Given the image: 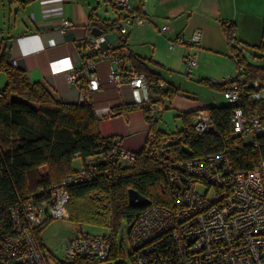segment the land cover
<instances>
[{"label":"trees","instance_id":"16d2710c","mask_svg":"<svg viewBox=\"0 0 264 264\" xmlns=\"http://www.w3.org/2000/svg\"><path fill=\"white\" fill-rule=\"evenodd\" d=\"M15 1L26 4L29 0ZM116 22L103 21V31L112 33ZM222 29L232 48L238 74L223 83L204 81L218 92H227L230 82L234 81L238 84L240 98L236 103L206 108L212 128L201 133L193 129L196 113L178 114L182 126L175 131L159 130L156 122H151L156 119L152 111L158 106L163 108L165 100L175 97L179 93L177 87L171 84L162 87L160 72L150 66L161 65L134 54L126 43V36H121L118 45H112L113 54L116 53L123 64L120 70L124 73L132 66L144 76L148 88L145 103L124 105L118 102L111 106L110 116L124 115L136 108L147 115L151 138L135 152L131 165L107 160L108 147L117 137L101 133L92 101L66 103L58 99L46 84L30 81L25 70L12 62L9 52L0 48V73L6 76V83L0 89V219L4 221L5 234L9 232L10 207L59 184L83 167L91 168L85 181L68 187L67 219L79 226L78 230L83 225L108 230L113 238L108 261L116 260L123 252L116 241L122 221L129 231L144 209L130 206V189L146 198L150 205L166 208L171 207L168 174L174 172L172 167L177 161L225 152L235 171L261 169L264 131L236 134L230 119L234 109L239 107L251 119H258L264 128V97L254 99L255 94L264 96V41L250 48L254 49L255 60L250 63L236 46L233 24L222 22ZM81 47L85 49V44ZM78 51L84 57L89 55L85 50L78 48ZM245 138L250 140L247 142ZM50 222L36 231L42 248L41 234ZM132 256L131 250L129 257L133 263ZM74 264H86V261L75 260Z\"/></svg>","mask_w":264,"mask_h":264},{"label":"built area","instance_id":"2783aa9c","mask_svg":"<svg viewBox=\"0 0 264 264\" xmlns=\"http://www.w3.org/2000/svg\"><path fill=\"white\" fill-rule=\"evenodd\" d=\"M51 3H61V0L42 2L43 6ZM109 4L126 13L114 25L119 35L126 36L129 24L144 25L143 9H133L129 0H111ZM72 25L63 20L59 32L65 37L70 34L72 41L84 42L88 52L102 60L112 58L116 68L108 75L109 84L121 89L127 82L133 92L141 93L135 103L147 102L148 88L144 76L132 66L123 73L119 68L121 60L116 53L113 54L112 45L103 35L88 39L84 32L71 34L76 31ZM169 31L167 25L160 29L162 34ZM201 36V31L195 30L188 37L178 36L170 40L168 47L196 46ZM79 57L89 69L93 67L82 52ZM184 62L188 74L196 66V56L188 55ZM69 68L67 81L79 89L80 72L72 64ZM99 87L98 80L91 78L87 90L95 92ZM225 93L229 103L239 101L236 82L231 81ZM262 97V94L254 95L255 100ZM79 101H83V96ZM95 113L100 118L109 117L111 106L95 109ZM230 121L236 134L252 135L264 131L258 119H251L239 107L234 109ZM211 128L207 109L198 110L193 129L201 133ZM146 138H151L148 132ZM135 152L126 149L116 138L109 145L106 158L131 165ZM173 165L174 172L168 174L171 207L149 205L141 210L129 228L133 263L264 264V165L250 172L235 171L225 152L185 159ZM91 170L83 167L75 174L67 175L59 184L42 189L9 208L8 234H5L4 221L0 219V264H48L36 231L48 221L68 218V187L85 181ZM112 249L113 238L109 234L85 233L80 228L76 236L65 243L64 254L68 260L101 264L108 261Z\"/></svg>","mask_w":264,"mask_h":264},{"label":"crops","instance_id":"0c3cea01","mask_svg":"<svg viewBox=\"0 0 264 264\" xmlns=\"http://www.w3.org/2000/svg\"><path fill=\"white\" fill-rule=\"evenodd\" d=\"M43 1L45 0H29L26 4H21L15 0H0L2 37L0 48L9 52L12 62L25 70L30 81L46 84L58 99L66 103L80 102L82 96V102L92 101L96 109L106 108L118 102L124 105L137 102L141 98V93L133 92L127 82L121 89L109 84L108 75L116 68L112 58L102 60L96 54L88 52L86 45L85 49L81 47L84 42L72 41L70 34L67 38L59 32L61 22L67 20L76 30L71 34L80 35L84 32L88 39L96 38L91 33L92 28L96 27L103 31V21H117L126 13L112 8L103 0H61V3L45 6L42 4ZM129 2L133 9H143L144 25L129 24L126 43L134 54L161 65L150 66L160 72L162 87L173 84L163 79L161 69L171 67L174 62L184 60L188 55L196 56L194 71L197 77H202L201 79L204 60L214 58L222 61L224 65L223 81L219 83L232 78L235 73L238 74L232 57V48L222 29V22L233 24L236 46L243 55L252 56L254 49L250 48L264 41V0H129ZM55 11L59 13H53ZM164 25L170 27L166 34L160 32ZM195 30H200L202 34L198 45L169 49L170 40L178 36L188 37ZM105 34L111 33L103 31L102 35ZM120 38L121 35L112 45H118ZM78 48L89 54L84 58L88 60V64H92L91 69L79 57ZM71 64L80 72L79 89L67 81ZM120 66H123L122 62ZM91 78H96L100 84L95 92L87 90ZM227 102L228 100L207 105L203 99L179 92L172 99L165 100L163 108L158 106L153 109L152 114L155 113L156 119L151 122H156V127L166 132L159 127V123L163 110L167 107L174 112L175 118H179L178 114L196 113L200 109ZM147 120L143 110L136 108L124 115L99 117L100 131L104 136L119 138L126 149L138 151L146 141L150 127Z\"/></svg>","mask_w":264,"mask_h":264},{"label":"rangeland","instance_id":"374dc122","mask_svg":"<svg viewBox=\"0 0 264 264\" xmlns=\"http://www.w3.org/2000/svg\"><path fill=\"white\" fill-rule=\"evenodd\" d=\"M1 39L2 37H0V40ZM245 56L250 63L255 61L253 56L250 54H246ZM171 67H164V69H161L162 77L167 83H172L175 85L179 92L197 99H203V102L207 105L227 101L225 93L215 91L206 83V81H204V79H211L212 81L218 82L223 81L222 74L224 72V65L219 59L214 58L213 60H204L203 81H201L202 77L196 76L194 71L196 67L191 69L188 74L186 73L187 67L184 60L174 62ZM236 75L237 73L233 74L232 78H234ZM5 83L6 76L4 73H0V89L4 87ZM181 123L182 122L179 118L174 117V112L167 107L163 110L159 127L164 129L166 132H172L179 129ZM176 126L178 128H176ZM147 139L148 138H146V141ZM249 140L250 138H245V141L248 142ZM200 190L203 191L202 188H200ZM209 194H211V192ZM78 227L79 226H77L75 223L69 221L68 219H64L53 220L46 226V228H44L41 237L44 243L43 251L47 258L48 264H74L75 261L66 259L64 254V245L69 239H72L76 236ZM82 231L90 234H110L106 229L88 225H83ZM122 239L124 240L122 241ZM116 241L119 248L122 246L123 252L117 257L116 260L112 259L101 264H133L129 257L131 253V247L128 239V227L125 221H122L121 223L120 229L116 236Z\"/></svg>","mask_w":264,"mask_h":264},{"label":"water","instance_id":"95a60500","mask_svg":"<svg viewBox=\"0 0 264 264\" xmlns=\"http://www.w3.org/2000/svg\"><path fill=\"white\" fill-rule=\"evenodd\" d=\"M91 33L92 35L99 37L103 34V31L95 27L92 28ZM104 37L107 40V42L112 45L119 37V33L113 32L111 34H105ZM128 197H129V204L132 207L146 208L147 206L150 205V202L146 198L141 196L139 193H137L135 190L130 189L128 191Z\"/></svg>","mask_w":264,"mask_h":264},{"label":"bare ground","instance_id":"6f19581e","mask_svg":"<svg viewBox=\"0 0 264 264\" xmlns=\"http://www.w3.org/2000/svg\"><path fill=\"white\" fill-rule=\"evenodd\" d=\"M157 113V112H156Z\"/></svg>","mask_w":264,"mask_h":264}]
</instances>
